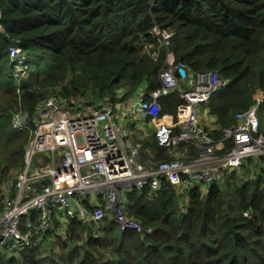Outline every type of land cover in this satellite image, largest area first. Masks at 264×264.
<instances>
[{"label": "trees", "instance_id": "trees-1", "mask_svg": "<svg viewBox=\"0 0 264 264\" xmlns=\"http://www.w3.org/2000/svg\"><path fill=\"white\" fill-rule=\"evenodd\" d=\"M156 24L174 36L152 61L143 47L157 46ZM14 45L25 55L20 64ZM167 53L226 80L208 108L223 129L232 126L264 92V0H0V181L21 168L31 137V122L13 128L15 111L32 116L51 96L98 105L123 88L154 90ZM160 103L177 130L184 102L171 93ZM263 163L249 158L205 191L180 193L166 181L153 196L149 186L133 189L128 211L140 230L105 219L85 238L83 222L72 221L57 238L60 257L32 242L19 255L0 248V264H264Z\"/></svg>", "mask_w": 264, "mask_h": 264}, {"label": "built area", "instance_id": "built-area-1", "mask_svg": "<svg viewBox=\"0 0 264 264\" xmlns=\"http://www.w3.org/2000/svg\"><path fill=\"white\" fill-rule=\"evenodd\" d=\"M152 33L157 46L145 44L143 53L157 61L160 52L170 47L174 32L156 24ZM10 51L16 63H22L25 55L20 47L14 45ZM165 64L159 73L160 86L154 90L140 87L120 114L113 111L108 97L78 113L68 99L58 96L40 102L32 116L22 110L12 114L14 129L22 132L31 122L34 130L15 179L0 184L3 251L18 253L34 238L52 232L56 210L69 223L89 220L95 228L111 219L122 231L140 230V221L128 211L131 190L149 186L153 196L165 181L180 193L196 185L208 187L224 181L247 159L264 158V134L257 116L263 91H258L262 96L256 105L237 113L236 123L214 138L200 120V108L209 105L226 80L215 70L194 71L170 53ZM181 69L184 77L176 75ZM171 93H177L185 104L175 124L177 130L162 119L151 130L157 148L148 146L149 123L159 115L161 98ZM131 126L142 130L138 138L133 137ZM230 144L227 153L216 154ZM41 155L48 156L50 163L34 172Z\"/></svg>", "mask_w": 264, "mask_h": 264}, {"label": "crops", "instance_id": "crops-1", "mask_svg": "<svg viewBox=\"0 0 264 264\" xmlns=\"http://www.w3.org/2000/svg\"><path fill=\"white\" fill-rule=\"evenodd\" d=\"M261 96H262L261 92H258L255 95L256 100L258 97H261ZM261 103H264V102H261ZM262 105L263 104L259 105L258 112ZM200 120L202 124L210 131V133L213 135L214 138H219L221 136L223 128L217 123V117L210 114L208 106H202L200 108ZM259 120H260V127L263 130L262 133L264 134V118H261V119L259 118ZM156 125L157 124H154L153 121L151 120V122L149 123V126H150L149 128H151L150 131ZM216 132L220 133L219 136L215 135ZM49 163H50L49 157L46 155H41L36 158L35 165L32 170L34 172H37L39 170L43 171V168L44 169L47 168V165ZM15 173L17 174V171H11L9 177L4 179L3 181H0V184L6 180L9 182L14 180L16 175L14 178H13V175ZM45 182H47V180H45ZM201 189L205 191L206 187L202 186ZM53 225H54V231L52 233H50L49 235L45 237L43 236L39 238H34L33 242L34 244H37L39 246V250L42 255L44 256L53 255L55 257H60L61 250H60L57 238H66L67 232L69 230L68 228L69 222L60 210H56L53 213ZM18 253H14L10 255H17Z\"/></svg>", "mask_w": 264, "mask_h": 264}, {"label": "rangeland", "instance_id": "rangeland-1", "mask_svg": "<svg viewBox=\"0 0 264 264\" xmlns=\"http://www.w3.org/2000/svg\"><path fill=\"white\" fill-rule=\"evenodd\" d=\"M136 92H137V89L135 91H131L130 89L127 90V88H123V89H120L118 90L115 94H111L108 96L110 102L112 103L113 105V111L115 113H118L120 114L122 109L127 107L128 103L131 102L135 96H136ZM86 103V102H85ZM261 108L259 109V112H258V109H257V116L258 118H264V103H259V105H261ZM92 105H95L93 104V102H88L86 104H73L72 103V110L74 112H78V113H84L85 112V109H87L88 107L92 106ZM259 108V107H258ZM162 116H161V103H160V111H159V115L157 117H154L152 118L151 120L153 121L154 124H157L159 123L160 121H163L162 120ZM33 127H32V132L30 131V134H31V137H32V134H33ZM131 131H132V134H133V137L134 138H138V134L139 132H141L142 130L138 129V127H134V126H131ZM260 132L262 133L263 130L261 129L260 127ZM30 137V138H31ZM30 140V139H29ZM145 143L148 145V146H151L153 147L154 146V137H153V133L150 131L147 135V138L145 139ZM231 146H227L224 150H217L216 151V154L217 155H223L225 153H227L229 150H230ZM264 164V163H263ZM250 172L252 173L253 172V169L251 168L250 169ZM11 173V172H10ZM14 173V172H13ZM239 175H241V171L238 172ZM16 173L13 175V178L15 177ZM3 180V179H2ZM226 180V179H225ZM227 181H225L226 183ZM111 220V219H109Z\"/></svg>", "mask_w": 264, "mask_h": 264}, {"label": "water", "instance_id": "water-1", "mask_svg": "<svg viewBox=\"0 0 264 264\" xmlns=\"http://www.w3.org/2000/svg\"><path fill=\"white\" fill-rule=\"evenodd\" d=\"M176 75H177L178 77H184V76L186 75V72H185L184 69H181V70H179V71L176 72ZM183 80H184V79H183ZM83 225H84V227H85V233H84V236H85V238H87V237L89 236V233H90V230H91V225H90L89 220H85V221L83 222Z\"/></svg>", "mask_w": 264, "mask_h": 264}]
</instances>
